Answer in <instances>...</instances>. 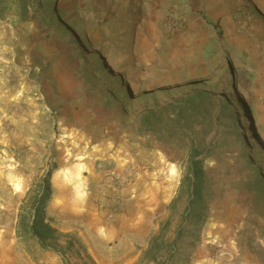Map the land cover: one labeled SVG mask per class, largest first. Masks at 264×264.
I'll use <instances>...</instances> for the list:
<instances>
[{"label":"rangeland","instance_id":"1","mask_svg":"<svg viewBox=\"0 0 264 264\" xmlns=\"http://www.w3.org/2000/svg\"><path fill=\"white\" fill-rule=\"evenodd\" d=\"M260 4L0 0V264H156L145 253L161 234L166 264H264ZM199 90L218 119L145 124ZM193 154L206 160L189 204ZM49 169L43 247L18 221Z\"/></svg>","mask_w":264,"mask_h":264},{"label":"trees","instance_id":"2","mask_svg":"<svg viewBox=\"0 0 264 264\" xmlns=\"http://www.w3.org/2000/svg\"><path fill=\"white\" fill-rule=\"evenodd\" d=\"M22 8L24 11H28L30 8L31 0H21ZM219 103L217 97L209 91L199 90L197 92L190 93L170 104L163 106L158 110H152L145 114V124L147 126L161 125L162 130H173L175 126H187L191 127L193 121L203 123H211L215 118L218 119L222 109H218ZM221 106V105H220ZM167 117V120L163 119ZM205 157H198V154H193L189 157L188 165L185 171V175L182 179V189L180 191V198L185 192L187 193V200L189 204L194 202L201 194L202 191V176H203V164ZM53 169H49L45 176L44 188L33 201L32 204V217L25 214L23 211L19 214L18 226L19 230L23 233H27L37 240V242L43 247L48 246V240L55 238L54 229L48 225L44 213V205L46 200L51 194V174ZM177 198V199H178ZM31 218V219H30ZM200 218H204V214L199 211L195 214V222ZM167 242L162 238V234L151 239L149 248L146 251V256L152 262L156 264H166L171 260L169 254L165 262H161L163 258V247ZM176 241L170 243V251L174 252L176 247Z\"/></svg>","mask_w":264,"mask_h":264},{"label":"crops","instance_id":"3","mask_svg":"<svg viewBox=\"0 0 264 264\" xmlns=\"http://www.w3.org/2000/svg\"><path fill=\"white\" fill-rule=\"evenodd\" d=\"M260 5H261L260 8L262 9V11H263V13H264V0H261V4H260Z\"/></svg>","mask_w":264,"mask_h":264}]
</instances>
